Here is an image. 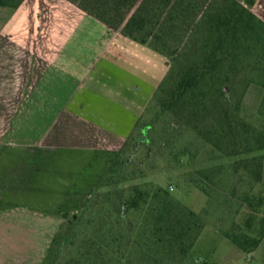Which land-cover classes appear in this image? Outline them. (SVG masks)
Returning a JSON list of instances; mask_svg holds the SVG:
<instances>
[{
	"label": "trees",
	"instance_id": "obj_1",
	"mask_svg": "<svg viewBox=\"0 0 264 264\" xmlns=\"http://www.w3.org/2000/svg\"><path fill=\"white\" fill-rule=\"evenodd\" d=\"M66 1L152 48L165 59L167 71L145 113L156 107V117L135 125L134 133L143 139L128 137L84 208L59 227L42 264H200L192 250L205 221L170 193V185L182 186L179 179L162 185L143 178L137 149L144 142V161L150 159L149 135L164 115L160 149L169 161L191 159L190 147L178 144L185 130L225 158L242 157L229 184L214 169L197 170V176L183 180L185 188H197L208 199L228 191L232 198L242 183L238 167L261 184L262 159L251 155L264 151V95L263 124L257 128L240 116L239 103L226 90L247 80L264 91V17L257 12L262 0ZM22 2L0 0V7L17 9ZM237 199L250 214L244 228L233 223L224 234L242 253H251L264 237V197L245 192Z\"/></svg>",
	"mask_w": 264,
	"mask_h": 264
},
{
	"label": "crops",
	"instance_id": "obj_2",
	"mask_svg": "<svg viewBox=\"0 0 264 264\" xmlns=\"http://www.w3.org/2000/svg\"><path fill=\"white\" fill-rule=\"evenodd\" d=\"M23 3L0 7L12 11L6 25L26 14ZM71 5L47 34L52 47L0 48L1 263L42 262L144 120L167 71L152 48Z\"/></svg>",
	"mask_w": 264,
	"mask_h": 264
},
{
	"label": "rangeland",
	"instance_id": "obj_3",
	"mask_svg": "<svg viewBox=\"0 0 264 264\" xmlns=\"http://www.w3.org/2000/svg\"><path fill=\"white\" fill-rule=\"evenodd\" d=\"M24 3L26 14H18L8 25H6V20L11 10L7 8L0 9V48H12L15 44L22 43V46L29 48L52 47L51 42L46 38L47 34L56 31L57 18L60 15L68 14L73 9V6L64 0H24ZM257 12L260 18L264 17V0H262ZM245 81L240 80V84L231 91L227 89L226 92L230 93L232 99L239 103L240 116L248 123L259 128L263 124L260 109L264 91L256 82ZM156 110V107H154L150 113H147L145 121L149 122L156 117ZM166 120L167 118L164 115L157 117L155 127L149 135V138L153 141L150 159L144 161L146 148L144 142H142L137 149V159L135 161L137 165L140 164L138 168H142L145 180L165 185L170 178L173 180L179 179L181 184L183 183L178 189L174 185H170V193L174 195L176 200L200 215L205 221L204 228L193 247V257L200 264H264V237L256 250L244 254L232 245L224 234L232 227L233 223L243 227L250 214V208L246 204L239 202L237 194L241 195L247 192L251 196L261 195L264 197V151L255 152L251 155L262 159L263 175L261 184H255L238 167L235 172L242 183L237 186L236 195L231 198L227 191L225 195L215 194L213 199H208L197 188H185L183 180L185 181L186 177L190 178L191 173L197 176L195 173L197 170L204 172L214 169L219 172L220 175L218 177L229 184L232 180L231 172L236 162L242 157L225 158L208 145L202 144L195 133L185 130L181 132L182 136L178 138V144H187L190 147L191 159H186L180 164L171 162L167 159V153L165 151L162 152L160 149V141L165 139L160 135V132H162V126ZM133 137L143 139L144 136L136 132ZM129 153H131V150L126 154L128 155ZM235 179L237 180L236 177ZM261 210L264 214V201ZM257 223L258 220L254 224L258 226ZM41 234L42 238H44L45 235ZM46 253L44 254L46 255ZM20 260L22 258H13L9 262L1 263L0 261V264H20L18 263Z\"/></svg>",
	"mask_w": 264,
	"mask_h": 264
},
{
	"label": "water",
	"instance_id": "obj_4",
	"mask_svg": "<svg viewBox=\"0 0 264 264\" xmlns=\"http://www.w3.org/2000/svg\"><path fill=\"white\" fill-rule=\"evenodd\" d=\"M226 90V89H225Z\"/></svg>",
	"mask_w": 264,
	"mask_h": 264
}]
</instances>
